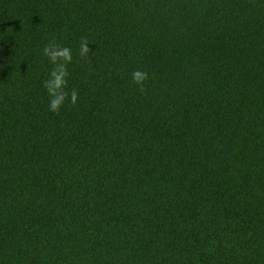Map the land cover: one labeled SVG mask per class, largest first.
<instances>
[{"label":"trees","instance_id":"trees-1","mask_svg":"<svg viewBox=\"0 0 264 264\" xmlns=\"http://www.w3.org/2000/svg\"><path fill=\"white\" fill-rule=\"evenodd\" d=\"M0 264H264V0H0Z\"/></svg>","mask_w":264,"mask_h":264},{"label":"clouds","instance_id":"clouds-1","mask_svg":"<svg viewBox=\"0 0 264 264\" xmlns=\"http://www.w3.org/2000/svg\"><path fill=\"white\" fill-rule=\"evenodd\" d=\"M87 40L82 41L79 49L81 57L89 55V47ZM43 54L46 56L53 65L47 79L43 81L44 88L46 89L49 100V110L56 112L59 110L61 104L66 98L64 91L68 85V70L67 65L72 61V52L69 47L61 46L53 41H50L44 48ZM148 78L146 72L139 70L132 73L133 81L143 90V82ZM78 98V93L75 89L71 91V103L75 104Z\"/></svg>","mask_w":264,"mask_h":264}]
</instances>
